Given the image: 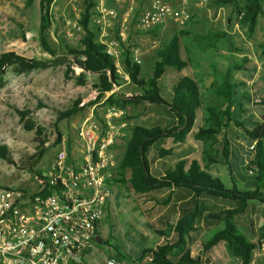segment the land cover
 <instances>
[{"label": "rangeland", "instance_id": "374dc122", "mask_svg": "<svg viewBox=\"0 0 264 264\" xmlns=\"http://www.w3.org/2000/svg\"><path fill=\"white\" fill-rule=\"evenodd\" d=\"M84 1L56 0L53 6V24L49 40L51 46L61 56H70L65 45L76 49L81 48L84 32L82 28L77 29V27H81L79 20L85 9ZM150 1L122 0L118 3L121 12L113 17H105V22L108 23L106 33L101 34L102 31L99 28L98 40L100 42H120L116 66L121 74L126 76L127 83L122 88L117 87L115 92L121 90L128 96L135 93L130 84L129 75L125 71L124 60L128 52L134 62L135 57L140 59L142 75L146 76L152 72V58L155 49L163 40H167L179 30H187L190 33L181 38L182 57L188 61V66L180 73L173 69L167 72L166 82L169 86L174 85L180 77L189 76L198 82L205 105L216 106L222 105L218 87L223 83V76L228 71H231L232 81L246 82L245 88L247 89L255 86L254 89L257 90L258 86L256 85H264L263 16L259 17L255 32L250 35L247 27L239 23L236 5L217 6L210 2L208 6L202 7L190 0L186 18H182L179 23L168 19L158 26L159 33L152 35L140 26L141 14ZM167 2L175 7L179 3L178 0ZM38 4L39 0H31L30 4L28 0H0V52H15L27 58L40 60L51 58V55L43 49L38 36ZM237 4L242 6L244 2L239 0ZM128 9H132L129 15L126 14ZM136 11H139V17L135 20L133 15ZM123 25L126 30L122 39L120 32ZM212 34H216L217 37L210 38ZM243 56L257 62L258 68L253 75H249L250 72L247 70L235 69L234 66ZM66 70L67 67L63 65L34 71L30 74H17L8 68L0 79V144L8 147L15 162L34 154L39 145L35 141V132H28L24 129V122L20 120L18 110H29L31 112L29 119L45 129L44 136L49 142V149L44 159L35 168V173L47 170L53 161L57 152V146H53L55 137L57 138L61 134L65 140L72 138L79 123L88 116L92 108H94V114L99 116L105 108L112 107L105 101L108 95L96 101L98 91L94 84L97 82L98 76L87 74L86 84L81 86L66 77ZM74 71L77 75L81 73L76 68ZM262 100H264V93L256 97L255 103H260ZM95 101L96 103L91 104ZM77 102L83 111L57 123L58 111L72 109ZM120 109L124 111L119 121L125 124L122 130L125 136L118 146L119 161L125 149L126 137L130 135L131 126L142 125L150 128L157 125L165 126L169 123V118L164 111L147 103H129L125 108ZM255 116L264 122L263 112L255 113ZM56 123L57 125H55ZM169 127L167 126V128ZM207 127L204 110H200L193 128L184 141L175 142L169 138L160 141L156 146L166 150L174 149L175 152L181 153V156L164 158L163 160L167 163H173L189 152L188 159L190 161L197 160L201 167L214 177L229 182L228 169L218 164L209 163L204 155V151L212 155H217L221 151L222 135H217L216 139L207 142L195 137L200 128ZM252 145L249 144L248 147L251 148ZM149 156L153 166L158 165L161 161L155 149L151 150ZM245 157L250 158V155L242 156L241 159L235 161L240 164ZM238 170L236 177L243 175L246 180H254L253 176L246 175L241 169ZM35 173L30 169H20L18 166L0 159V194L8 188L34 189L33 176ZM125 176L127 179L130 178V171L125 172ZM119 177L120 172L117 171L113 179ZM113 179L108 202L110 209L106 210L99 229V234L106 240V244L97 242L92 244V250L88 257L93 264H106V259L110 254L116 255L117 252L132 254L142 246L152 245L155 240H149L148 237L144 240L145 236L143 238L142 232L147 234L150 231L148 224L159 225L156 216L161 208L153 198H163L166 191L153 192L151 195L145 196L138 195L128 184L123 185ZM250 212L251 208L248 207L236 218L248 221ZM214 226L215 224L206 223L195 234V241L204 242L207 239L205 234L207 229ZM152 236V239L157 238L154 234ZM201 249L200 243L195 246L194 250L199 254Z\"/></svg>", "mask_w": 264, "mask_h": 264}, {"label": "trees", "instance_id": "16d2710c", "mask_svg": "<svg viewBox=\"0 0 264 264\" xmlns=\"http://www.w3.org/2000/svg\"><path fill=\"white\" fill-rule=\"evenodd\" d=\"M238 1L211 0L217 6L236 5L239 23L247 27L251 35L255 32L259 17H264V2L243 0L244 4L239 6ZM55 2L56 0H39L38 4V36L43 49L51 58L40 60L27 58L15 52H0V79L8 68L17 74H30L65 65L66 77L81 86L86 84L88 73L99 75L94 84L98 91L96 101L111 93L105 100L111 106L125 108L129 103H147L164 111L169 118V123L165 126L130 127V135L126 137L125 149L118 165L120 177L113 179L123 185L128 184L138 195L166 191L163 198H153L160 208L166 210L159 219L165 228L148 224L149 229L164 241L155 247L142 248L135 259L121 252H117L116 256L129 264L149 255L151 264H209V261L203 262L199 257H193L191 247L193 235L206 223H210L215 226L207 229L205 233L207 239L201 242L202 250L212 255L216 248L225 245L231 255L238 260L237 264H251L255 246L239 236L235 218L238 214L244 213L251 202L264 203V122L255 116V113H264V100L255 103L256 97L262 95L260 89L264 86H258L257 90L254 86L246 89L244 87L246 82L232 81L231 71H228L223 76V83L218 87L222 105L216 106L205 105L198 82L189 76L180 77L174 85L169 86L166 82L167 72L173 69L180 73L188 66V61L182 57L181 38L190 33L187 30H179L167 40H163L155 49L152 72L146 76L142 75V66L134 62L128 52L124 60L125 71L135 93L128 96L121 90L113 92L115 87L122 88L127 81L124 75L118 72L114 57L106 52V45L98 40L100 29L93 23L97 0L84 1L85 9L79 20L84 32L81 48L65 45L70 56L59 55L49 40ZM28 3L30 4L31 0H28ZM107 6L121 12L120 6L114 0L108 1ZM138 15L139 11H136L133 19L136 20ZM144 31L157 35L159 27ZM214 37L217 35L210 36ZM234 67L253 71L257 69V64L245 57ZM74 68H79L82 72L77 75ZM78 105L79 102L72 109L58 111L57 123L83 111ZM200 110H204L208 127L200 128L195 137L207 142L216 139L217 135H222L221 151L217 155L204 151V155L209 163L218 164L229 170L232 176L231 186L202 168L197 160L190 161L189 152L182 156L183 158L179 157L173 163H167L164 158L181 156V153L156 146L160 141L169 138L175 142L184 141L193 128ZM30 114L29 110H18L20 120L24 122V129L28 132L34 131L36 134L35 141L39 143L37 151L15 162L8 147L0 144V159L35 173V168L44 159L49 146L45 147L47 142L44 136L45 129L29 119ZM61 139L62 136L59 134L53 146ZM254 143L253 149L248 147ZM152 149L157 151L161 160L155 166L149 156ZM246 155H250V158L245 157L242 163L235 161ZM246 159L248 161H245ZM237 168L246 175L253 176L254 180L247 179L250 186L246 188L251 190L238 188V180L235 179L237 171L239 172ZM127 171H130L128 179L125 176ZM103 244H106V240Z\"/></svg>", "mask_w": 264, "mask_h": 264}, {"label": "built area", "instance_id": "2783aa9c", "mask_svg": "<svg viewBox=\"0 0 264 264\" xmlns=\"http://www.w3.org/2000/svg\"><path fill=\"white\" fill-rule=\"evenodd\" d=\"M108 1L97 0L94 9L93 22L102 34L108 28L105 17L119 13L107 6ZM189 1L178 0L175 7L164 0H151L141 14V28L152 29L168 19L181 22L188 15ZM193 1L202 7L211 2ZM131 11L128 9L126 14ZM125 30L123 25L122 39ZM103 44L116 62L120 42ZM134 60L140 63L137 57ZM93 109L79 123L69 142L62 138L56 145L57 152L48 169L34 174V189L8 188L0 194V264H91L88 254L100 238L111 181L118 171V146L125 136V124L119 121L124 111L112 106L96 116ZM48 145L46 142L45 146ZM254 146L255 143L251 149ZM259 249L264 252V246ZM106 264L129 263L110 254Z\"/></svg>", "mask_w": 264, "mask_h": 264}, {"label": "crops", "instance_id": "0c3cea01", "mask_svg": "<svg viewBox=\"0 0 264 264\" xmlns=\"http://www.w3.org/2000/svg\"><path fill=\"white\" fill-rule=\"evenodd\" d=\"M98 28H100V27H98ZM101 42L105 43L106 41L105 42L101 41ZM245 57H247V56H243L241 58V60ZM250 61H252V60H250ZM252 62H255L257 64V62L255 60H253ZM238 63H237V65H238ZM262 67L264 69V65ZM257 68H258V66H257ZM242 70H245V69H242ZM256 70L257 69H254L253 71H251V70H247V71L250 72L249 75H253L256 72ZM124 77L126 78L125 75H124ZM256 86L263 87L264 85L261 84V85H256ZM260 90L262 91V94H263L264 88H261ZM228 178H229V182H225L223 179L222 180L225 183H227L228 186H231L232 176L229 173V170H228ZM235 179H236V181L238 180V188L240 190H251V189L246 188L247 186H250V182L245 180L243 175H241L240 177L235 176ZM240 184H242V187H240ZM248 207L251 208V212H250V216H249L248 221L235 218L237 231L239 233V236H241L242 238H244L248 242L254 244V246H255L254 257H253V261L251 262V264H264V252H261L259 249L261 246H264V203L253 201L248 205ZM107 209L108 210L110 209L109 205H108ZM165 213H166V210L161 208L158 215L156 216V220H158V223H159V225H156V226L165 228V225L159 221L160 217H162ZM102 222H103V220H102ZM102 222H101V225H102ZM101 225H100V227H101ZM142 234H143V238L145 236L144 240H146V237H148L147 239H149V240H152V241L155 240V241H153V244L147 245V246H142L137 252H133L132 254L126 253V252H123V253L130 255L133 257V259H135L140 254L142 248L155 247L156 245L161 244L164 241L163 238H161L157 235H156L157 236L156 239L155 238L152 239V237H153L152 235L154 233L151 230L149 232H147V234H145L143 232H142ZM194 236L195 235H193V240H192L193 244L191 247L193 257H199L200 259L203 260V262L209 261V262H214L215 264H237L238 260L231 255V253L228 251V249L226 248L225 245H222V246L216 248L212 255H210L207 252H204L202 249L200 250V253L197 254L194 249H195V246L200 244L201 242L195 241ZM100 238H101V234H100ZM101 239L103 240V242L105 241L104 238H101ZM89 254H88V256H89ZM88 260L91 264H93L92 260L89 257H88ZM131 264H151V261L149 259V256H146L144 259L137 260L136 262L131 263Z\"/></svg>", "mask_w": 264, "mask_h": 264}, {"label": "water", "instance_id": "95a60500", "mask_svg": "<svg viewBox=\"0 0 264 264\" xmlns=\"http://www.w3.org/2000/svg\"><path fill=\"white\" fill-rule=\"evenodd\" d=\"M96 241L99 243V244H102L103 243V240L101 238H97Z\"/></svg>", "mask_w": 264, "mask_h": 264}]
</instances>
